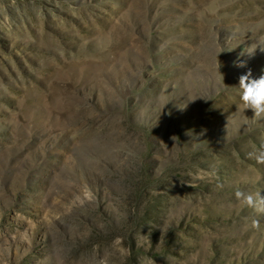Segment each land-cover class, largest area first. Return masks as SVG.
<instances>
[{"label": "rangeland", "instance_id": "rangeland-1", "mask_svg": "<svg viewBox=\"0 0 264 264\" xmlns=\"http://www.w3.org/2000/svg\"><path fill=\"white\" fill-rule=\"evenodd\" d=\"M249 69L264 0H0V264H264Z\"/></svg>", "mask_w": 264, "mask_h": 264}, {"label": "clouds", "instance_id": "clouds-1", "mask_svg": "<svg viewBox=\"0 0 264 264\" xmlns=\"http://www.w3.org/2000/svg\"><path fill=\"white\" fill-rule=\"evenodd\" d=\"M237 66H243L238 64ZM239 87L242 90L241 100L245 109H252L254 117L264 118V75L259 78H253L251 70L242 74L239 78ZM250 158H254L257 163L264 164V148L254 153H249ZM237 200L242 201L246 206L253 208L257 213L264 214V195L256 193H246L237 190L235 193ZM253 226L258 227L259 222L253 221Z\"/></svg>", "mask_w": 264, "mask_h": 264}]
</instances>
